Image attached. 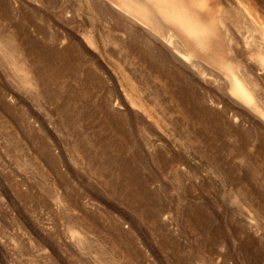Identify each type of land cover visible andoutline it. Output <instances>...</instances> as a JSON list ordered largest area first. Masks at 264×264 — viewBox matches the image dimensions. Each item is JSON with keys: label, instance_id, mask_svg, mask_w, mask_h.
<instances>
[{"label": "rangeland", "instance_id": "rangeland-1", "mask_svg": "<svg viewBox=\"0 0 264 264\" xmlns=\"http://www.w3.org/2000/svg\"><path fill=\"white\" fill-rule=\"evenodd\" d=\"M91 2L0 0V264H264L261 32L221 0L257 111L218 53L192 74Z\"/></svg>", "mask_w": 264, "mask_h": 264}, {"label": "bare ground", "instance_id": "bare-ground-1", "mask_svg": "<svg viewBox=\"0 0 264 264\" xmlns=\"http://www.w3.org/2000/svg\"><path fill=\"white\" fill-rule=\"evenodd\" d=\"M91 1H92L91 2L92 8L95 9L97 12H99V14L109 13L116 18V20L118 21L117 22L118 25L116 26V28L118 27L119 30L123 29L128 31L130 27H132L133 29L131 30L137 32L136 34H138V36L132 35L135 41L138 40L139 42V40L141 41L147 40L149 44L159 46L158 48H160L161 46V48L164 49L163 50L164 54L160 52V55L163 56V59H165L164 57H166L167 60L182 65L184 69L189 70L190 72H192V74L193 73L198 74L199 71L203 72L204 69L200 66V63L205 62V60L210 61V58L213 56V54L218 53L221 57V62L225 67V72L227 73V76L229 78L228 86H229V92L230 94H232L233 102L240 101V102L248 103L257 111L262 109L260 108L259 104L256 103L257 95L259 92L257 91L258 89L257 87L259 86H257L255 82L253 83L252 86H250L248 82H245L242 76L237 74L234 70V67L236 66L235 65L236 63L233 64L234 59L233 60L230 59L229 55L227 56L225 52L226 51L225 44L226 41L228 40L227 37L229 35L226 37L227 40H225V37H223L220 29L222 24H224V16L222 14V9L224 10V8L221 0L220 1L219 0H91ZM236 1L238 5L240 4L242 5L244 16L246 19H248L249 21L248 23H250V25L255 30L257 29L261 32V42L260 43L258 42V44L256 42V38H254L251 35L247 36L243 34L242 39L244 41L243 43L245 47L249 49L250 52H252L255 49L256 51L258 50L259 52L258 59L260 60V63L262 64L261 66H263L264 69V24L261 25L259 23L256 16L253 14V12L249 9V7L246 4H243L241 0H236ZM73 8L76 13L81 12L80 6L78 5L75 6L74 4ZM251 29L252 28H250V30ZM231 38L232 40H234L233 36H231ZM229 40L230 42L227 43H231L232 40L230 38ZM3 41L2 43H0V48L3 49V51L5 52L6 45L4 43L7 44V42L6 41L3 42ZM88 41L89 42L91 41L92 44L96 47L94 25H92V28L90 30V39H88ZM179 42H181L182 44L180 45ZM61 45H63V43ZM140 47L142 48V44L140 45ZM152 49L153 48H151L150 50L152 51ZM14 62L18 68L20 69L22 68V64L20 63V59L18 57H15ZM175 72L177 73V70H175ZM183 74L184 73L181 72V75ZM235 95L239 96L240 100L236 97H233Z\"/></svg>", "mask_w": 264, "mask_h": 264}]
</instances>
